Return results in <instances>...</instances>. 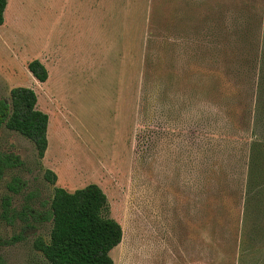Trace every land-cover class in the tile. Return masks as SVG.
<instances>
[{
    "label": "rangeland",
    "instance_id": "rangeland-1",
    "mask_svg": "<svg viewBox=\"0 0 264 264\" xmlns=\"http://www.w3.org/2000/svg\"><path fill=\"white\" fill-rule=\"evenodd\" d=\"M263 36L264 0H9L0 100L33 90L49 126L43 159L0 130L22 163L0 179V264H50L36 243L52 224L31 213L89 185L123 230L114 264H264L243 227Z\"/></svg>",
    "mask_w": 264,
    "mask_h": 264
},
{
    "label": "trees",
    "instance_id": "trees-1",
    "mask_svg": "<svg viewBox=\"0 0 264 264\" xmlns=\"http://www.w3.org/2000/svg\"><path fill=\"white\" fill-rule=\"evenodd\" d=\"M8 2L0 0V27L5 22ZM28 69L39 82L47 81L48 71L39 61L30 63ZM256 86L253 135L261 131L263 138L255 140L250 148L243 225L247 242L264 235V42ZM37 102L33 90L13 89L10 104L0 100V130L4 126L30 140L39 158L43 159L48 150L49 117L37 109ZM20 166L22 163L18 158L0 155V179L6 170ZM48 174L52 175L51 172ZM47 179L53 184L56 181L55 177ZM21 184L20 179H15L8 188L19 194ZM10 207L8 198L3 205L2 218L5 220L9 218ZM107 208V196L97 185H89L73 193L55 189L50 209L31 213L37 223L52 224L49 242L39 240L37 250L50 264H114L111 252L121 244L123 230L117 221L105 215ZM256 243L253 242L252 246ZM7 245L11 242L0 237V250Z\"/></svg>",
    "mask_w": 264,
    "mask_h": 264
}]
</instances>
